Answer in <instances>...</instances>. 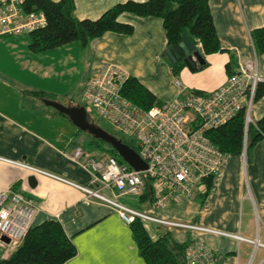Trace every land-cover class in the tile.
<instances>
[{
	"label": "crops",
	"instance_id": "1",
	"mask_svg": "<svg viewBox=\"0 0 264 264\" xmlns=\"http://www.w3.org/2000/svg\"><path fill=\"white\" fill-rule=\"evenodd\" d=\"M123 1L73 0V14L77 19H95ZM207 3L222 50L203 54L196 44L202 64L192 58V69L183 64L176 73L165 55V33L156 16L123 12L117 21L130 24V34L106 31L84 47L72 41L40 53L28 50L27 32L0 36V157L89 186L88 171L70 158L75 147L83 150L86 139L82 133H76L69 120L49 114L37 100L23 102L19 91L39 89L56 95L58 101L63 99V104L74 103V93L81 99L86 79L107 62L135 77L160 104L186 94L178 93L174 80L185 91L208 92L224 83L227 62L233 71L239 60L251 55L250 31L264 26V0ZM256 70L264 77V53H256ZM250 115L253 121L264 115V94L253 101ZM29 175L34 176L32 187L27 182ZM9 188L35 201L32 226L46 219L60 223L76 250L62 264H145L129 226L105 204L84 199L77 188L0 159V192ZM137 204L148 210V197H137ZM152 212L264 244V137L252 146L249 159L244 153L226 157L218 180L201 203L180 197ZM169 234L177 242L190 237L188 232L170 230ZM200 238L215 264H264L260 245L214 234Z\"/></svg>",
	"mask_w": 264,
	"mask_h": 264
},
{
	"label": "built area",
	"instance_id": "2",
	"mask_svg": "<svg viewBox=\"0 0 264 264\" xmlns=\"http://www.w3.org/2000/svg\"><path fill=\"white\" fill-rule=\"evenodd\" d=\"M24 0H0V36L28 32L44 24L41 12H24ZM128 75L112 63H103L84 83L81 101L127 137H132L137 154L146 164L134 170L125 162L108 155L93 156L75 147L70 158L88 171L89 186L79 185L48 171L19 161H10L31 174L43 175L77 188L84 199H95L113 209L120 220L129 224L135 218L168 231L190 233L183 249L184 264H215L210 249L200 238L214 234L264 244L235 233L212 229L194 222L156 216L152 211L180 197L192 198L201 190L200 179L218 180L227 155L207 138L205 131L224 124L243 111L244 126L253 122L250 111L256 85L264 77L256 70V53L239 60L236 69L224 83L208 92L185 91L177 80L173 84L183 97L142 109L120 93ZM244 150L242 151V154ZM148 197V210H139L117 200L120 196ZM35 201L11 188L0 192L1 257L15 249L31 225ZM6 238V241L2 238Z\"/></svg>",
	"mask_w": 264,
	"mask_h": 264
},
{
	"label": "trees",
	"instance_id": "3",
	"mask_svg": "<svg viewBox=\"0 0 264 264\" xmlns=\"http://www.w3.org/2000/svg\"><path fill=\"white\" fill-rule=\"evenodd\" d=\"M21 8L24 12H41L44 17V24L27 32L29 38L27 48L32 53H40L72 41H77L84 47L88 40L106 31L130 34L132 26L117 21L118 15L123 12L137 16L159 17L165 33L166 49L177 44L184 33L193 45L199 44L203 54L222 50L215 34L207 0H126L112 5L95 19H77L73 14V0H24ZM250 40L256 53H264V26L252 29ZM169 64L172 72L176 73L184 63L170 61ZM229 67L230 62H227L228 75L235 71V69L230 71ZM19 92L23 102L37 100L49 114L68 120L65 115L42 104V99L58 101L56 95L39 89H23ZM120 93L142 109L161 105L149 90L130 75L123 81ZM263 94L264 82H259L256 85L254 100ZM64 105L82 106L76 103ZM86 117L88 119L87 115ZM75 131L83 133L77 128ZM205 135L220 152L227 156L239 155L244 150L247 160L252 146L264 137V115L244 126L243 111H238L224 124L207 129ZM118 139L137 152L134 142ZM86 140L88 144L101 146L103 155L114 157L117 162H123L108 143L95 139L89 134ZM199 181L201 190L196 191L192 198L198 199V203H201L214 187V182L211 176L201 178ZM142 195L138 198L145 200L147 195L145 193ZM127 225L138 254L145 264H184L183 249L186 241H175L167 229L158 225H155V228H162V231L151 238L137 218ZM2 250L3 246L0 244V264H62L76 252L60 223L53 219L30 225L19 245L4 258L1 257Z\"/></svg>",
	"mask_w": 264,
	"mask_h": 264
},
{
	"label": "water",
	"instance_id": "4",
	"mask_svg": "<svg viewBox=\"0 0 264 264\" xmlns=\"http://www.w3.org/2000/svg\"><path fill=\"white\" fill-rule=\"evenodd\" d=\"M165 55L171 63L181 60L187 67L191 66L193 62L192 58L199 64H202L200 54L195 50V46L184 33L181 35V40L177 44H173L165 49ZM42 104L65 115L75 128L88 133L95 139H100L108 143L115 150L120 159L134 170L145 169L146 164L132 148L120 139L109 135L87 119V114L83 106L64 105L51 99H42ZM27 182L32 187L35 182L34 176L29 175L27 177ZM2 240L6 241V238L3 237Z\"/></svg>",
	"mask_w": 264,
	"mask_h": 264
},
{
	"label": "rangeland",
	"instance_id": "5",
	"mask_svg": "<svg viewBox=\"0 0 264 264\" xmlns=\"http://www.w3.org/2000/svg\"><path fill=\"white\" fill-rule=\"evenodd\" d=\"M188 68L192 69L191 66H188ZM21 77L24 78V76H21ZM62 100L61 101L59 100V101L61 103H63ZM73 102L78 104V105H82V106L84 105L85 111H86L87 116H88V120L90 122H92L94 125H96L97 127L101 128L102 130H104L109 135H111V136H113L115 138H121L124 141H132L133 142V138L132 137H127V136L123 135L120 131H118L115 127H113L109 122H107L105 119L101 118V116L96 114L91 108H89V106L85 105L81 101V99H79V93L78 92L74 93ZM82 136L85 139H88V134L87 133L83 132ZM86 141H84L82 143L84 151L88 152L89 154H91V155H93L95 157H97L100 154H102L103 151L101 149V146H96L93 143L88 144ZM117 200L119 202H122V203H125L127 205H130L131 207H135V208H137L139 210H143V208H141L137 204V197L136 196H132V195L120 196V197L117 198ZM142 225L146 229L147 233L149 234V236L151 238H154L157 235V233H159L161 231V229L155 228L154 224H152L150 222H147V221H143Z\"/></svg>",
	"mask_w": 264,
	"mask_h": 264
}]
</instances>
